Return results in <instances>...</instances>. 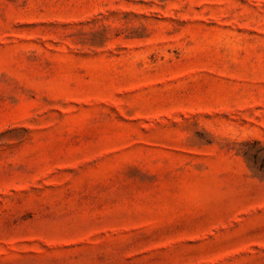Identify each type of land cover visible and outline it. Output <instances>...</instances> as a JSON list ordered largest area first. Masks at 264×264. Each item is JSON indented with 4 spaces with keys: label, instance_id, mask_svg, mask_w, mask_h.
Returning <instances> with one entry per match:
<instances>
[{
    "label": "rangeland",
    "instance_id": "1",
    "mask_svg": "<svg viewBox=\"0 0 264 264\" xmlns=\"http://www.w3.org/2000/svg\"><path fill=\"white\" fill-rule=\"evenodd\" d=\"M0 264H264V0H0Z\"/></svg>",
    "mask_w": 264,
    "mask_h": 264
}]
</instances>
